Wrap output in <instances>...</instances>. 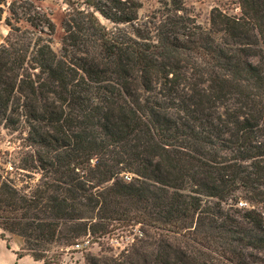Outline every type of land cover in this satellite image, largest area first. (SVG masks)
I'll return each mask as SVG.
<instances>
[{
    "label": "trees",
    "instance_id": "16d2710c",
    "mask_svg": "<svg viewBox=\"0 0 264 264\" xmlns=\"http://www.w3.org/2000/svg\"><path fill=\"white\" fill-rule=\"evenodd\" d=\"M35 1L0 0V122L24 131L17 175L42 177L19 188L0 168V238L49 264L48 244L116 221L139 236L90 264H249L264 250L243 204L264 203V0L213 8L209 28L182 0L142 19L139 0H63L58 51Z\"/></svg>",
    "mask_w": 264,
    "mask_h": 264
},
{
    "label": "rangeland",
    "instance_id": "374dc122",
    "mask_svg": "<svg viewBox=\"0 0 264 264\" xmlns=\"http://www.w3.org/2000/svg\"><path fill=\"white\" fill-rule=\"evenodd\" d=\"M141 7L138 9V17L140 19L151 14L155 9L160 6L162 0H139ZM188 12L195 18L196 22L203 28H209V15L213 8H218L228 15H239L240 8L238 0H182ZM36 7L49 15L55 24V32L51 36V46L55 51L60 48V39L63 35L62 21L68 14L67 5L63 0H36ZM7 12L4 11L0 16V43L3 42L9 28L4 21ZM101 21L109 25V23L101 18ZM21 26H28L25 22H21ZM124 27L128 28L129 25ZM44 37L46 35H43ZM218 36V34H216ZM24 131L22 129H11L5 127L0 122V168L7 171L17 184V187L23 188L28 181L39 183L42 180L39 170L27 173L31 175L30 179L23 175H17L16 167L20 165L21 157L24 152L29 149L26 147L24 141ZM12 168H9L11 167ZM31 170V168H30ZM32 171V170H31ZM130 174L125 173L121 178L125 181L130 179ZM244 201L243 199H241ZM248 208H254L259 211L264 218V203H244ZM244 208V207H242ZM139 224L130 225L111 221L107 227V232L98 234V237H87L82 239L81 242L74 245H64L61 243H52L47 245V255L52 256L49 258V264H90L89 259L91 256L103 259L104 257H116L124 248L128 247L133 238L139 236ZM148 234V239L156 237V234L150 228H144ZM18 241L22 243L21 239ZM25 250L24 245L22 246ZM27 252V251H25ZM246 260L249 264H264V250L257 251L254 248H246Z\"/></svg>",
    "mask_w": 264,
    "mask_h": 264
},
{
    "label": "crops",
    "instance_id": "0c3cea01",
    "mask_svg": "<svg viewBox=\"0 0 264 264\" xmlns=\"http://www.w3.org/2000/svg\"><path fill=\"white\" fill-rule=\"evenodd\" d=\"M7 239L0 238V264H41L23 250V240L15 234H6ZM21 239L22 243L18 241ZM8 242L9 248L6 246ZM21 254V256H18Z\"/></svg>",
    "mask_w": 264,
    "mask_h": 264
},
{
    "label": "built area",
    "instance_id": "2783aa9c",
    "mask_svg": "<svg viewBox=\"0 0 264 264\" xmlns=\"http://www.w3.org/2000/svg\"><path fill=\"white\" fill-rule=\"evenodd\" d=\"M9 168H11V167H9ZM244 205H246V204H244Z\"/></svg>",
    "mask_w": 264,
    "mask_h": 264
}]
</instances>
